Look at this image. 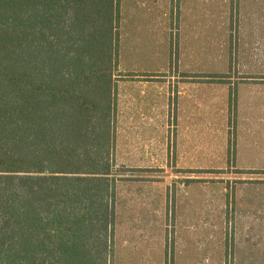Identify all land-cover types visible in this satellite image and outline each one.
Wrapping results in <instances>:
<instances>
[{"label":"rangeland","instance_id":"1","mask_svg":"<svg viewBox=\"0 0 264 264\" xmlns=\"http://www.w3.org/2000/svg\"><path fill=\"white\" fill-rule=\"evenodd\" d=\"M263 1L249 0L252 15L231 25L224 13L230 0H120L115 84L133 80L128 71H162L158 79L170 82L182 71L195 74L188 82L200 84V110L222 116L195 122L182 138L186 147H115L117 169L145 170L125 172L134 176L116 183L110 264H148L142 260L161 259L166 251L168 259L190 258L189 264H228L230 250L232 264H264V82L240 81L243 75L264 79ZM118 105L127 111L126 98ZM188 176L203 179L194 184L199 191L217 195L199 199V208H178ZM249 178L262 180H239ZM228 196L246 213L232 226L224 222L236 223L237 216L208 210L226 205Z\"/></svg>","mask_w":264,"mask_h":264},{"label":"trees","instance_id":"2","mask_svg":"<svg viewBox=\"0 0 264 264\" xmlns=\"http://www.w3.org/2000/svg\"><path fill=\"white\" fill-rule=\"evenodd\" d=\"M120 0H0V264H110Z\"/></svg>","mask_w":264,"mask_h":264},{"label":"crops","instance_id":"3","mask_svg":"<svg viewBox=\"0 0 264 264\" xmlns=\"http://www.w3.org/2000/svg\"><path fill=\"white\" fill-rule=\"evenodd\" d=\"M247 2H249V0H230L231 10H226L224 12L225 22L227 21V16H229L231 18L229 19L231 25L235 23V19H237L238 24H243V17L246 18L252 15V12L249 8L252 2ZM239 8L241 10H239ZM119 39L120 37L118 36V57L120 56L119 48L121 42V39ZM118 65L119 67H121V64L118 63ZM128 72L134 74V79L128 81L121 80L120 83H118V81L117 84H114L113 87V147H125V144H127V147H186L182 138H184V134L186 131H189L191 128L198 127V124H196L195 122H199L200 120L214 119L213 116H222V114H213L212 112L200 110V100H198L197 96L198 89H196L200 84H190L188 82L196 79L194 76L195 74L193 76H189L190 74L183 73L182 71V76L181 78L179 77L180 79L170 82L165 79H158L156 74L161 73L162 71L150 73H138L135 71ZM147 76L154 79H149ZM243 76H246L247 78H242L240 81L264 82L263 78H255L259 75ZM220 79L221 78H218L216 81H219ZM121 88H127V90L123 91ZM120 98H122L123 100L125 98L127 99V111L117 110L119 106L118 99ZM170 98H173L174 100V103L171 102V106H174V108L171 107V111L169 110ZM178 130L182 135L179 136V140V132L177 134V141L176 138H174V141L172 139L170 140V132H176ZM184 179L186 181H183L185 186L182 190L187 193V197H182L181 203L177 204L178 208L185 209L184 205H186L187 207L194 206V208H197L196 206H198L199 208L201 206L199 204V199L203 197L206 199H209V197H215L212 196L216 194L214 191L206 193V191H199V187H194L195 183L199 184V182H201V180L203 179L193 176H188ZM239 180L257 184L260 183L262 179L249 178ZM223 190L225 191L226 189L224 188ZM200 194H202V196H200ZM208 204H203V206H206ZM215 204L219 205H210L208 207L209 213L219 208V210L223 209L225 215L232 216V214H234L235 216H237L238 221L236 223L235 220L233 221V223L231 219H227L224 222L225 225L229 224L230 226H232V224H237L241 220L245 221V219L242 218L246 215V213L241 212L239 209H237L235 200L231 198V196H228L226 205L221 202ZM231 255L232 254L230 250L228 255L229 261H226L225 263L232 264ZM160 258L161 259L158 260H142V262L148 264H189L190 262V258L188 257V259H185L183 261H180L178 259L175 261L174 259L176 258L170 260L167 257V251ZM128 262L138 264L141 261H138V259H136L134 261L131 260ZM262 263L263 262H256V264Z\"/></svg>","mask_w":264,"mask_h":264}]
</instances>
